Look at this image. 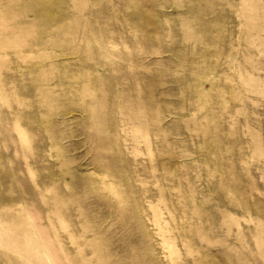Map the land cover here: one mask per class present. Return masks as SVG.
I'll use <instances>...</instances> for the list:
<instances>
[{
    "label": "rangeland",
    "instance_id": "374dc122",
    "mask_svg": "<svg viewBox=\"0 0 264 264\" xmlns=\"http://www.w3.org/2000/svg\"><path fill=\"white\" fill-rule=\"evenodd\" d=\"M0 264H264V0H0Z\"/></svg>",
    "mask_w": 264,
    "mask_h": 264
},
{
    "label": "bare ground",
    "instance_id": "6f19581e",
    "mask_svg": "<svg viewBox=\"0 0 264 264\" xmlns=\"http://www.w3.org/2000/svg\"><path fill=\"white\" fill-rule=\"evenodd\" d=\"M6 20V19H5Z\"/></svg>",
    "mask_w": 264,
    "mask_h": 264
}]
</instances>
